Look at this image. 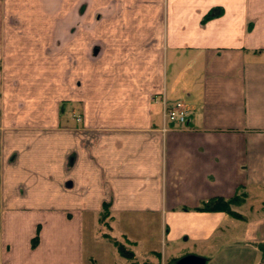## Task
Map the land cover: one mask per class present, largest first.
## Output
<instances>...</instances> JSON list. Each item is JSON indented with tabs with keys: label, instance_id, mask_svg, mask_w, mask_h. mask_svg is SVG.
Instances as JSON below:
<instances>
[{
	"label": "crops",
	"instance_id": "obj_1",
	"mask_svg": "<svg viewBox=\"0 0 264 264\" xmlns=\"http://www.w3.org/2000/svg\"><path fill=\"white\" fill-rule=\"evenodd\" d=\"M109 231L264 264V0H0V264H95Z\"/></svg>",
	"mask_w": 264,
	"mask_h": 264
},
{
	"label": "rangeland",
	"instance_id": "obj_2",
	"mask_svg": "<svg viewBox=\"0 0 264 264\" xmlns=\"http://www.w3.org/2000/svg\"><path fill=\"white\" fill-rule=\"evenodd\" d=\"M256 215H258V214H256ZM139 217L140 216H137V215H134V214H127L125 216V218H127V219H130L131 218L132 220L140 219ZM107 222L109 223V221H107ZM138 222H139L138 225L140 226V220H138ZM142 228L143 229L138 230V232L132 228L130 232H131L132 235L142 234L143 236H145L144 239H147L148 244H149L148 246H150V247H153L154 246L155 247V250L154 251H157L158 252V250H157L158 245L160 243V248H161L162 244H161V241H157L156 234H155L156 233V230L149 229V228H145V227H142ZM107 229L108 230H112V228L111 229L107 228ZM100 231L101 230H99V232ZM225 231H226L225 233H230L231 232L233 234L232 237L235 240L234 241L235 243H241L242 242L243 239L242 238L239 239L240 235H238V233H237L238 229L236 230V228H234L233 230H231L230 228L225 227ZM86 232L89 235V233L92 232V228H88L86 230ZM95 233H96V230H95L94 234ZM110 233L111 232L109 231V235L108 234H105V237L109 241L111 240V237H109V236H111ZM152 234H154V235H152ZM90 235H92V234H90ZM97 235L100 236V234H98V233H97ZM92 236H94V235H92ZM146 236L148 238H146ZM116 237L114 239H118L119 241H121L120 238H116ZM86 239H90V238L87 236ZM90 242H91V240H90ZM90 242H89V245L87 247H89V251L90 252L91 251L92 252L93 251L96 252V258L97 259H96V263L95 264H112V263H115V262H116L115 264H144L143 259H144L145 255H144V253H141L140 251H139V254L136 255L135 260L132 261V262L131 261H126L124 259H122L121 261H119V259H117V256H116V250H113L114 253L112 251H110V252L109 251H107V252L104 251L103 252L102 248L99 245H92V244L90 245ZM121 242H124V241H121ZM124 244L126 245V247H129L130 249L132 248L133 251H135L134 248L131 246V243H128L127 241H125ZM107 246L108 247H111L110 245H107ZM240 247H241L240 245H236V244L235 245H226L220 251L221 252V255H222L221 258H220V260L217 259V260L213 261L211 264H247L244 261V259H241V257L246 254V251L240 250L241 249ZM183 248H184V246H183ZM160 252H161V249H160ZM184 253H186V252H182L181 251L180 252V255H182ZM134 256H135V254H134ZM258 256H260V254H259V252L257 250V252L255 253L254 257H258ZM178 257L181 258L183 256H178ZM252 258H253V256H252ZM173 261L174 260H172V259H170V260L167 259L166 262H165V264H174L175 261L174 262ZM153 262H154V264L161 263V262H158V260H154ZM87 264H93V263L92 262H90V263L87 262Z\"/></svg>",
	"mask_w": 264,
	"mask_h": 264
},
{
	"label": "trees",
	"instance_id": "obj_3",
	"mask_svg": "<svg viewBox=\"0 0 264 264\" xmlns=\"http://www.w3.org/2000/svg\"><path fill=\"white\" fill-rule=\"evenodd\" d=\"M238 202H239L238 196L228 201H225L222 199H216V200H212L207 203H204L200 208H198V210L202 212L203 211L205 212L221 211V212L228 214L229 216L233 218H239V216L235 212L231 211V205L237 204ZM105 217H107L106 214H105ZM110 242L122 259L126 261H131V262L135 260L133 251L129 247H126L124 242H121L118 239H114V238H111ZM259 251L261 253V259H262L261 262L264 263V245L259 246Z\"/></svg>",
	"mask_w": 264,
	"mask_h": 264
},
{
	"label": "built area",
	"instance_id": "obj_4",
	"mask_svg": "<svg viewBox=\"0 0 264 264\" xmlns=\"http://www.w3.org/2000/svg\"><path fill=\"white\" fill-rule=\"evenodd\" d=\"M165 117L171 122L183 124L187 121L188 112L181 102H176L171 108L166 109ZM76 122L80 121V118H75Z\"/></svg>",
	"mask_w": 264,
	"mask_h": 264
},
{
	"label": "water",
	"instance_id": "obj_5",
	"mask_svg": "<svg viewBox=\"0 0 264 264\" xmlns=\"http://www.w3.org/2000/svg\"><path fill=\"white\" fill-rule=\"evenodd\" d=\"M175 264H205V260L194 255H186L178 259Z\"/></svg>",
	"mask_w": 264,
	"mask_h": 264
}]
</instances>
